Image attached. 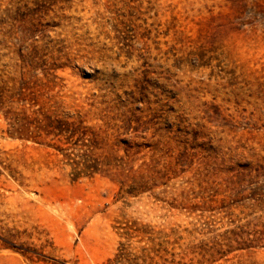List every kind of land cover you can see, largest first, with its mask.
Returning a JSON list of instances; mask_svg holds the SVG:
<instances>
[{
  "label": "rangeland",
  "instance_id": "374dc122",
  "mask_svg": "<svg viewBox=\"0 0 264 264\" xmlns=\"http://www.w3.org/2000/svg\"><path fill=\"white\" fill-rule=\"evenodd\" d=\"M0 264H264V0H0Z\"/></svg>",
  "mask_w": 264,
  "mask_h": 264
}]
</instances>
